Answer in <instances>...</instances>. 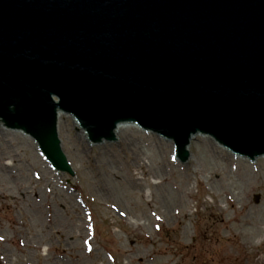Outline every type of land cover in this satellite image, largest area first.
Masks as SVG:
<instances>
[{"label": "water", "instance_id": "obj_1", "mask_svg": "<svg viewBox=\"0 0 264 264\" xmlns=\"http://www.w3.org/2000/svg\"><path fill=\"white\" fill-rule=\"evenodd\" d=\"M58 113L89 143L137 124L176 160L194 134L264 156V0H0V130L69 179Z\"/></svg>", "mask_w": 264, "mask_h": 264}, {"label": "rangeland", "instance_id": "obj_2", "mask_svg": "<svg viewBox=\"0 0 264 264\" xmlns=\"http://www.w3.org/2000/svg\"><path fill=\"white\" fill-rule=\"evenodd\" d=\"M71 116L58 126L69 179L0 130V264H264V223L240 225L264 219V157L195 136L176 160L138 125L89 143Z\"/></svg>", "mask_w": 264, "mask_h": 264}, {"label": "bare ground", "instance_id": "obj_3", "mask_svg": "<svg viewBox=\"0 0 264 264\" xmlns=\"http://www.w3.org/2000/svg\"><path fill=\"white\" fill-rule=\"evenodd\" d=\"M65 114L64 113H58V118H57V126H59V120L60 119H62V117L64 116ZM77 125H79L78 123H76ZM128 125H133V126H135V127H137L136 125L137 124H126V125H117V127L115 128V131H114V133H113V137L111 138V139H109V140H106V142H114V141H116V140H121L122 139V135H127V132H128ZM137 128H140V129H142V130H144V131H147V130H145V129H143V128H141L139 125H138V127ZM148 132H151V131H148ZM21 133H23V132H21ZM151 133H154V132H151ZM24 134V133H23ZM154 134H156V133H154ZM195 136H201V135H199V134H194L191 138H196ZM58 138H59V136H58ZM102 143H104V141L102 142ZM102 158V157H101ZM106 164V163H105ZM96 172H100V171H96ZM101 173V172H100ZM230 196H231V198H237V196H239L238 194H232V193H230L229 195H225V197H226V199H231L230 198ZM233 196V197H232ZM223 198H224V196H223ZM225 199V198H224ZM262 223H264V219H262V220H260V219H257V221H255V220H251L250 218H249V214L247 213V215H246V219H245V221L242 223V224H240L241 226H245V227H249V226H253V227H256V226H258V225H260V224H262Z\"/></svg>", "mask_w": 264, "mask_h": 264}]
</instances>
